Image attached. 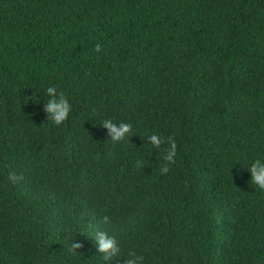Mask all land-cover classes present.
<instances>
[{
  "label": "trees",
  "instance_id": "trees-1",
  "mask_svg": "<svg viewBox=\"0 0 264 264\" xmlns=\"http://www.w3.org/2000/svg\"><path fill=\"white\" fill-rule=\"evenodd\" d=\"M152 134L177 145L165 175ZM257 159L264 0H0V264H264Z\"/></svg>",
  "mask_w": 264,
  "mask_h": 264
},
{
  "label": "clouds",
  "instance_id": "clouds-1",
  "mask_svg": "<svg viewBox=\"0 0 264 264\" xmlns=\"http://www.w3.org/2000/svg\"><path fill=\"white\" fill-rule=\"evenodd\" d=\"M100 50L101 45L97 44L95 51L99 52ZM47 94L51 99L48 100L45 111L55 126H62L69 118V114L72 110L71 105L68 103L63 92H60L59 98H57V90L53 87L47 88ZM102 124L104 128L108 129V136L113 142L124 140L132 130V125L130 123H120L117 125L113 123L112 120L106 119L102 121ZM148 139L153 146L163 151L162 159L165 161V164L160 168V173L162 175L167 174L170 170V165L175 164L177 145L174 137L169 136L165 139L157 134H152ZM164 145H167V147H164ZM249 171L251 172V183L256 185L259 189L264 190V164H261L260 160L257 159L250 165ZM23 179L24 177L22 175H18L15 172H9L8 174V180L13 185L18 184ZM107 220L108 218L105 217V222H107ZM96 242L97 251L102 254L105 261H110L113 257L120 255L121 248L117 240L107 233H97ZM82 247V244L73 242L70 244L68 250L70 252H75L76 249ZM137 259L142 261L143 257L140 256ZM137 259H128L125 264H137Z\"/></svg>",
  "mask_w": 264,
  "mask_h": 264
}]
</instances>
